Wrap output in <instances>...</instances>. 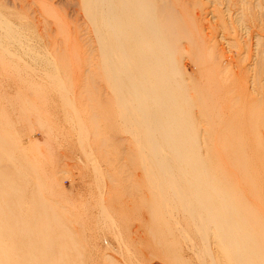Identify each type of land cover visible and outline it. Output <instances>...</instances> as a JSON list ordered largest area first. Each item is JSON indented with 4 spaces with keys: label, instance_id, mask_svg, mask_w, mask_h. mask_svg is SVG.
Returning a JSON list of instances; mask_svg holds the SVG:
<instances>
[{
    "label": "bare ground",
    "instance_id": "obj_1",
    "mask_svg": "<svg viewBox=\"0 0 264 264\" xmlns=\"http://www.w3.org/2000/svg\"><path fill=\"white\" fill-rule=\"evenodd\" d=\"M180 5L173 0L79 1L95 47L91 87L102 80L111 93L99 104L100 118L109 135L126 133L135 143L139 179L150 193L148 226L165 259L185 264L184 250L200 264H264V99L249 97L247 120L237 111L244 96L231 99V115H218L210 88L186 75L178 61L184 42L192 55L205 51L197 26L187 24ZM23 42L0 14L1 51L13 58L12 46L23 48ZM205 58L201 65L218 95V64L213 67L214 56ZM218 119L225 153L221 167L215 148L207 144L218 125L199 127ZM9 139L13 135L0 127V264H57L45 253L37 255H63L70 246L66 213L40 191L41 177L30 164L15 166ZM224 159L228 164L222 165Z\"/></svg>",
    "mask_w": 264,
    "mask_h": 264
},
{
    "label": "rangeland",
    "instance_id": "obj_2",
    "mask_svg": "<svg viewBox=\"0 0 264 264\" xmlns=\"http://www.w3.org/2000/svg\"><path fill=\"white\" fill-rule=\"evenodd\" d=\"M79 1L0 0V14L24 41L23 48L12 46L13 58L0 48V127L13 135L7 151L16 167L30 164L40 175V191L66 213L63 221L72 237L63 255L44 251L37 257L45 253L59 264H171L148 226L150 193L139 179L135 143L126 133L109 135L100 118L99 104L111 93L102 80L91 87L95 47ZM173 2L182 4L187 24L197 26L205 49L192 55L184 42L178 61L186 75L210 88L218 115L233 113V98L264 99V0ZM206 56H214L213 67L218 64V95L201 65ZM243 103L236 110L247 120L249 103ZM210 123L218 125V134L212 130L207 144L221 167V121H202L199 127ZM180 256L185 264L201 261L184 250Z\"/></svg>",
    "mask_w": 264,
    "mask_h": 264
}]
</instances>
